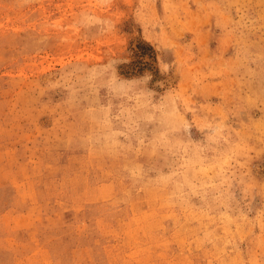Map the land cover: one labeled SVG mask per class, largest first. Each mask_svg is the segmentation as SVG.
Returning a JSON list of instances; mask_svg holds the SVG:
<instances>
[{
  "label": "rangeland",
  "instance_id": "1",
  "mask_svg": "<svg viewBox=\"0 0 264 264\" xmlns=\"http://www.w3.org/2000/svg\"><path fill=\"white\" fill-rule=\"evenodd\" d=\"M0 264H264V0H0Z\"/></svg>",
  "mask_w": 264,
  "mask_h": 264
},
{
  "label": "clouds",
  "instance_id": "2",
  "mask_svg": "<svg viewBox=\"0 0 264 264\" xmlns=\"http://www.w3.org/2000/svg\"><path fill=\"white\" fill-rule=\"evenodd\" d=\"M24 2L27 3V0H24ZM100 2L102 6H108L112 3V0H100ZM78 23L83 28L95 29L97 32L100 33H103L106 30L114 29L116 27L115 23L111 20V18L99 17L90 12H82L80 14ZM151 79H152L151 75L149 74L147 77V82L149 83Z\"/></svg>",
  "mask_w": 264,
  "mask_h": 264
}]
</instances>
